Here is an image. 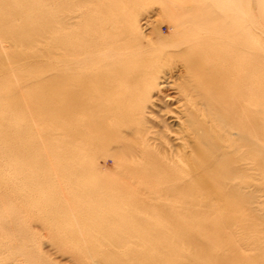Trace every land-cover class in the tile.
Returning a JSON list of instances; mask_svg holds the SVG:
<instances>
[{
	"label": "bare ground",
	"instance_id": "bare-ground-1",
	"mask_svg": "<svg viewBox=\"0 0 264 264\" xmlns=\"http://www.w3.org/2000/svg\"><path fill=\"white\" fill-rule=\"evenodd\" d=\"M17 1L0 32L38 12L58 134L15 149L0 99V264H259L225 230L264 174V0Z\"/></svg>",
	"mask_w": 264,
	"mask_h": 264
},
{
	"label": "rangeland",
	"instance_id": "rangeland-1",
	"mask_svg": "<svg viewBox=\"0 0 264 264\" xmlns=\"http://www.w3.org/2000/svg\"><path fill=\"white\" fill-rule=\"evenodd\" d=\"M31 1L19 0L17 2L30 4ZM35 2H39V0L32 3ZM17 5L19 4L16 3L12 7ZM150 14V19L155 21L153 23L155 26H150L145 33L147 35H155L156 33H161L164 36L170 35V24L166 23L165 19L160 16L162 14H160L159 8L154 6ZM0 16L4 17L8 14L2 13ZM15 26L21 32L18 37L0 32V44H3V41L12 42V47L0 50V99L5 106H12L14 108L11 110L19 112L10 130L13 139L16 137V133H23L22 139L14 144L15 149H22L23 151L28 143H42L39 144V148H42L47 133H51L52 140L56 142L58 129L55 128L53 122H45V110L42 102L45 98V92L42 87L35 85L41 80L45 71L43 46L37 41L28 40L42 35L38 12L29 14L26 18L24 16L19 17L14 22ZM15 38L17 42H13ZM37 149L30 152L31 156H42ZM41 152L44 154L43 149ZM97 165L103 174L118 177L115 174V164L111 159L104 160L102 158L98 160ZM251 190L249 193L250 201L246 206L248 210L243 215L251 229H243L242 231L239 229L241 221L237 220L234 224L231 222L225 231L227 236H231L233 239L225 238V240L230 241L231 244L237 242L236 247L241 249V257L247 263H252L251 261L256 259L255 261L258 260V263L264 264V174L256 173L254 186ZM224 227L226 228L227 225H223L222 229ZM225 231L222 230L223 233ZM215 254L220 253L215 252Z\"/></svg>",
	"mask_w": 264,
	"mask_h": 264
}]
</instances>
